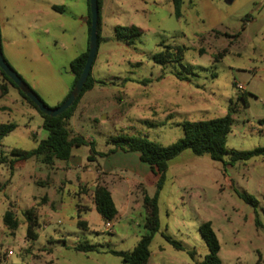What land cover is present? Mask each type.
I'll return each instance as SVG.
<instances>
[{
    "label": "rangeland",
    "instance_id": "374dc122",
    "mask_svg": "<svg viewBox=\"0 0 264 264\" xmlns=\"http://www.w3.org/2000/svg\"><path fill=\"white\" fill-rule=\"evenodd\" d=\"M101 1L102 40L92 76L108 85L84 94L70 121L71 136L94 141L98 152L114 148L111 139L121 135L168 146L184 136L182 122L220 118L233 110L227 148H264V0H184L180 19L171 0ZM51 4L65 13L51 11ZM89 4L0 0L9 18L6 27L0 24L4 58L49 108H56L69 93L74 81L70 64L87 50ZM131 26L143 29V35L128 40L115 36L116 27ZM167 45L186 46L188 51L180 63L155 64L153 54ZM0 85L7 87V94L0 91V124L17 126L2 139L0 154L35 149L48 136L42 116L3 76ZM78 148L75 154L89 166L81 170H64L67 164L60 160L53 170L31 159L17 163L12 174L9 166L0 164V264H123L103 251H131L147 233L143 193L147 188L154 195L158 177L150 174L146 188L120 181L125 200L130 188V202L114 196L120 221L108 229L100 214H84L74 195L80 183H87L80 193L90 192L98 166L87 159L88 146ZM179 162L183 165L175 166ZM58 179L67 181L64 190ZM239 193L257 199L258 208ZM159 207L161 226L148 264H197L208 254L199 231L205 222L212 223L218 237L222 264L264 260V228L255 224L257 217L264 227V158L228 166L186 151L166 172ZM9 209L19 222L15 232L3 223ZM29 209L39 221L36 241L26 235L24 212ZM79 214L97 234L77 226ZM165 235L185 250H176ZM84 241L103 248L100 253L77 252L74 248ZM190 251L196 252L195 260Z\"/></svg>",
    "mask_w": 264,
    "mask_h": 264
},
{
    "label": "trees",
    "instance_id": "16d2710c",
    "mask_svg": "<svg viewBox=\"0 0 264 264\" xmlns=\"http://www.w3.org/2000/svg\"><path fill=\"white\" fill-rule=\"evenodd\" d=\"M90 0H88L89 3ZM173 5V12L176 19L182 18V8L184 0H171ZM99 5V21H98V46L102 40L101 37V9L102 1L98 0ZM90 8V4H89ZM90 11V9H89ZM89 35L91 31V14L88 19ZM143 29L135 26L131 27H116L115 36L118 39H137L143 35ZM188 48L186 46L167 45L158 53L153 54L152 61L155 64L166 66L168 64L180 63L186 55ZM89 53V40L87 50L74 59L70 64L71 73L74 76V81L71 89L65 99L57 106L59 107L70 95L74 85L80 78L87 62ZM0 73L9 84L15 87L20 95L35 108L43 118V127L48 131L46 139L41 140L37 147L33 150L27 151L13 148L7 154H0V164L9 166L11 173L15 170V165L19 162L29 161L35 159L47 167L52 168L57 160L68 163L72 157V150L75 147L88 146L91 155L88 157L89 161H94L96 157H106L110 153L119 149L124 152H137L140 154V160L147 164L151 171L158 177L156 183V191L153 196H150L147 191L143 193V209L145 210V224L144 227L147 233L140 239L136 247L128 252L117 251L114 249H106L105 253L111 254L122 260L123 264H148L151 257V244L155 235L160 231V207L159 196L164 188L166 182V172L169 169V164L172 160L182 155L185 151L190 150L196 156H209L211 160L220 162L224 165L233 166L237 162H247L253 158H264V148L258 147L251 151L229 150L227 148L228 136L232 131L234 124L233 110H230L225 116L211 120L202 121H184L180 125L183 128L184 136L171 145L163 146L154 141L144 137H130L117 136L111 139L114 144V149L108 152L96 151V144L94 141H89L81 136H71L70 121L73 118L77 106L84 96V94L92 90L95 86H106L108 83L104 80H96L91 74L86 81L80 95L75 100L73 105L63 114L57 117H49L43 114L38 107L26 97L24 93L6 76L0 69ZM181 80H188V78H181ZM129 81V80H127ZM2 95L7 94L6 85H0ZM34 91V90H33ZM40 98V97H39ZM41 99V98H40ZM264 126V119L260 121ZM13 123L0 124V146L2 139L16 129ZM226 157L229 158L226 161ZM240 197L248 204L252 205L254 209L258 208L259 202L253 196L246 193H239ZM94 201L96 209L99 214L107 222H112L118 215V210L112 198L111 192L104 185H97L94 191ZM26 218V235L31 241L38 239L36 233L39 228V221L33 209L24 212ZM3 223L6 228L15 232L19 227L18 219L12 210L6 211L3 217ZM257 227L264 228L258 218L255 219ZM79 228L86 229L87 223L80 219L77 221ZM200 234L208 248V254L197 264H222L220 259V242L212 227L211 222L203 223L199 228ZM166 241L176 250L184 251V246L169 236H164ZM103 248L101 245L91 244L88 241L78 244L74 249L82 253H100ZM192 259L195 260L196 252H189ZM257 264H264V260L258 259Z\"/></svg>",
    "mask_w": 264,
    "mask_h": 264
},
{
    "label": "crops",
    "instance_id": "0c3cea01",
    "mask_svg": "<svg viewBox=\"0 0 264 264\" xmlns=\"http://www.w3.org/2000/svg\"><path fill=\"white\" fill-rule=\"evenodd\" d=\"M50 9H51V11L57 12L60 14L65 13L64 8L58 7V6L53 5V4L50 5ZM1 14H2V16H0V24L2 23V25L4 27H6V25L9 24V18L6 17L5 15H3V12H2V9L0 6V15ZM0 76H2L1 73H0ZM65 97H64V99H65ZM78 149H80V148H77V147L73 148L72 157L70 159L74 163H76V166H75L76 168H73V166H71L70 163L68 162V163H66L67 167H66V169L64 168V170H68V171H72L74 169L81 170L83 166L89 167L88 164L84 163V157L81 158L75 154V151H77ZM113 149L114 148H111L108 151L113 150ZM188 151H190V150H188ZM179 157H177V158H179ZM186 158H187L186 159L187 162L191 161L190 156H188ZM87 159H88V156H87ZM99 159L100 160H98V157H96L94 160L95 162L98 163V166L96 167L95 172H94V178H95L94 182H96V184L93 186H89L90 192H88L86 194L85 193L82 194V193H80L79 188L81 185L84 186L87 183H80V186L75 191L74 195L79 196V203L83 204L81 206H83L82 212L84 214H86V215L88 213L99 214L97 209H96V205H95V201H94V191H95V188L97 187V185H99V184L106 186L108 188V190L111 192L112 198H113L114 203L116 205V208L118 210L117 217L114 219V221H112V223L115 224V222L120 221L118 219L119 215H120V209L118 207V204H117L114 196L116 195L119 200L122 199L123 201H126L128 204L130 202V197H131L130 196V188L132 186L135 187L136 185H140V184L144 185L146 188V184H145L144 180L150 174H153V175H155V174L151 171L150 167L147 164L143 163L140 160V154L137 152H124L122 150L117 149L114 152L110 153L108 156L103 157V158L100 157ZM176 159H174V160H176ZM174 160H172L171 162H173ZM171 162H170V164H171ZM19 163H21V162H19ZM170 164H169V168H170ZM179 165H183V164L181 162L175 164V166H179ZM56 166H57V163H56V165H54V167H52L53 170H55ZM124 174H126L127 176L126 177L123 176ZM78 179H79V177H78ZM98 179H100V181ZM58 180H59V183L61 184V188L62 189L65 188V183L67 181L66 180L60 181V179H58ZM120 181H122L124 184L127 183L130 185V188L128 189V193L126 195V200H125V197L123 195V190L120 187ZM59 188L60 187H57V189H59ZM63 190H62V193H63ZM146 191L149 194L147 188H146ZM79 217L81 220H83L87 223L86 229H83V230H86L87 232L91 231L95 234L98 233L97 231L92 230L91 224L87 219H83V216L81 214L78 215V218ZM99 220L105 221L104 218L102 217V215L99 217ZM105 223H106V221H105Z\"/></svg>",
    "mask_w": 264,
    "mask_h": 264
},
{
    "label": "water",
    "instance_id": "95a60500",
    "mask_svg": "<svg viewBox=\"0 0 264 264\" xmlns=\"http://www.w3.org/2000/svg\"><path fill=\"white\" fill-rule=\"evenodd\" d=\"M233 0H226L228 4ZM91 10V31L89 38V53L84 70L74 85L68 98L56 108H49L33 91L32 88L15 72V70L7 63L4 58L1 47V35H0V69L6 74V76L21 90L22 93L30 99L38 109L49 117H57L67 111L80 95L86 81L91 74L95 59L98 53V21H99V5L98 0H90Z\"/></svg>",
    "mask_w": 264,
    "mask_h": 264
},
{
    "label": "built area",
    "instance_id": "2783aa9c",
    "mask_svg": "<svg viewBox=\"0 0 264 264\" xmlns=\"http://www.w3.org/2000/svg\"><path fill=\"white\" fill-rule=\"evenodd\" d=\"M238 88L240 90H244V86H242V85H238ZM106 226H107L108 229H111L113 227V223L112 222H107ZM10 254H12V252H10Z\"/></svg>",
    "mask_w": 264,
    "mask_h": 264
}]
</instances>
